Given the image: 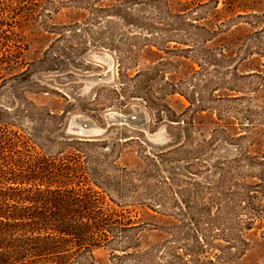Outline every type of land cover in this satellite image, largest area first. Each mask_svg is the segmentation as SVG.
I'll return each instance as SVG.
<instances>
[{
  "label": "rangeland",
  "instance_id": "obj_1",
  "mask_svg": "<svg viewBox=\"0 0 264 264\" xmlns=\"http://www.w3.org/2000/svg\"><path fill=\"white\" fill-rule=\"evenodd\" d=\"M0 121L79 153L129 225L77 264H264V0H32Z\"/></svg>",
  "mask_w": 264,
  "mask_h": 264
},
{
  "label": "trees",
  "instance_id": "obj_2",
  "mask_svg": "<svg viewBox=\"0 0 264 264\" xmlns=\"http://www.w3.org/2000/svg\"><path fill=\"white\" fill-rule=\"evenodd\" d=\"M31 3L0 0V86L5 66L21 57L13 30ZM95 179L79 153L47 154L32 132L0 121V264H77L112 242L131 217Z\"/></svg>",
  "mask_w": 264,
  "mask_h": 264
}]
</instances>
